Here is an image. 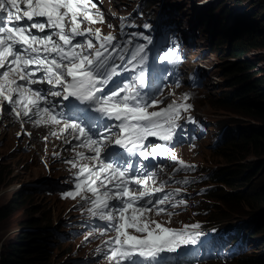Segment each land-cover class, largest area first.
Masks as SVG:
<instances>
[{
  "label": "snow or ice",
  "instance_id": "obj_1",
  "mask_svg": "<svg viewBox=\"0 0 264 264\" xmlns=\"http://www.w3.org/2000/svg\"><path fill=\"white\" fill-rule=\"evenodd\" d=\"M103 22L94 0H0V115L8 111L21 122L22 132L24 123L58 127L91 153L71 149L75 156L67 162L78 171L63 195L80 196L90 204V215L107 221L115 232L105 241L109 264H182V249L200 242V225L175 229L153 220V212L160 215L186 201L175 199L180 189L157 197L167 181L152 187L157 173L134 165L131 157H163L179 165L174 171L193 169L173 147L183 135L181 115L193 105L184 94L182 102L155 110L166 86L159 81L167 76H149L151 37L133 32L116 41L91 26ZM137 37L146 43H134ZM156 59L175 62L179 57L169 49ZM175 83L178 87V78ZM188 120L195 123L191 116ZM149 137L162 143L148 142Z\"/></svg>",
  "mask_w": 264,
  "mask_h": 264
},
{
  "label": "rangeland",
  "instance_id": "obj_2",
  "mask_svg": "<svg viewBox=\"0 0 264 264\" xmlns=\"http://www.w3.org/2000/svg\"><path fill=\"white\" fill-rule=\"evenodd\" d=\"M200 1L144 0L143 5L153 20L172 19L176 22L177 30L187 44L185 49L189 53L191 67H198L199 71L206 74L203 76L204 87L195 96V104L199 117L208 123L210 134L196 143L198 148L195 150L198 153L190 151L187 146H184L183 153L197 158L204 164L205 170L207 167L214 168L216 175L225 169L236 171L235 180H228L231 182L210 180L213 182L210 191L214 192V196L209 199L205 196L209 211L217 212L219 217L222 215L232 221H248L252 216L256 217L248 224L255 222L254 231L249 233L250 236L253 233L255 235L250 237L245 252L238 257L241 258L249 253L251 244H254V253L264 252V139H260L256 147L247 139L243 140L242 136L243 132L255 134L257 130L264 131V109H259L255 104L244 109L227 104L237 103L235 99L240 97L234 94L237 89L247 86L246 83L255 77H264V47H251L243 57L234 58L228 46L236 43L240 26L236 28L234 21L237 13H243L244 10L250 16L257 9L245 22L247 25L257 22L260 40L264 38V0H211V4L207 0L205 2L208 4L199 6ZM226 6L227 9L222 12ZM206 11L212 12L214 18L206 16ZM217 29L218 36L224 41L222 44L214 43ZM202 58L205 62L200 60ZM201 65L212 66L213 70L209 72ZM249 65L253 67L247 68ZM208 77L210 81L206 83ZM10 132L11 138L8 139ZM219 137L221 139L210 146ZM13 143L9 126H0V164L3 163L5 168L3 179L0 180V209L14 200L13 192L17 184L29 188L31 193L15 205L8 215L7 212H0V253L15 251L12 245L21 239L20 233L27 230L22 227H27L31 220H35L38 221V228L46 226L48 230H53L50 227L55 226L58 233L54 234L53 241L46 245L41 256L25 252L21 257L24 258L23 264H76L75 256L79 257L82 253L77 244L80 233L72 231L70 219L73 215L66 208L70 206L69 201L60 200L54 189L65 180L63 170L55 161L48 169L42 165L38 155L20 149L12 150ZM40 143L42 152L44 144ZM179 150L183 151L181 147ZM51 181L56 182H53L55 186H47ZM59 235L64 237L59 238ZM237 261L232 259L211 264H238ZM95 264H99L97 260Z\"/></svg>",
  "mask_w": 264,
  "mask_h": 264
},
{
  "label": "trees",
  "instance_id": "obj_3",
  "mask_svg": "<svg viewBox=\"0 0 264 264\" xmlns=\"http://www.w3.org/2000/svg\"><path fill=\"white\" fill-rule=\"evenodd\" d=\"M226 9H227V6L222 12H224ZM209 11L211 10L209 9ZM245 11L246 10H244L243 12L245 13V16L243 13H237L236 15L234 26L236 25V28L240 26L238 30V34H237L238 38L235 44L233 43L228 46V50L231 52L230 54L234 58L243 57L251 47H264V38L260 40L261 38L259 37L261 33H260L259 26H257L258 23L254 21L252 22L251 25H247V23L245 22V19L247 17L252 16L255 13V11L253 10V12L250 13V16H248V11L247 12ZM222 12H219V14ZM205 15L209 16L210 19L214 18V14L212 12L207 13L206 11ZM241 15L244 17H242ZM218 32L219 31L217 29L216 40L214 39V43L216 41L217 43L222 44L224 41L222 38L218 36ZM252 67H253L252 65H249L247 68H252ZM246 79L247 78H245V80ZM246 85L247 86L239 88V90L237 89L238 94H237V90L234 92V94L240 95L239 98L237 97L235 99L237 100V103L227 104V105L244 109L250 104H255L256 106H258L259 109L263 110L264 109V77H261V78L255 77L253 80L247 82ZM250 97H253L257 101H255L254 99ZM242 136H243V140L247 139L248 142L254 143L255 146L257 147V145L259 144L258 142H261L260 139H264V131L257 130L255 131V134H252L250 132H243ZM3 168H4V165L3 163H1L0 164V180L3 179V176H4L5 168L4 169ZM230 174H234V175H230ZM236 174H237L236 171H234L233 169L232 170L225 169V170L219 171L217 175L210 172V177H211V180H214L216 182H231L228 180H235ZM262 188H263V195H262L263 197L264 196V184ZM211 191L208 193L209 195H207V197L214 196V193H212ZM30 193L31 191L29 188L23 187L18 193L14 195L15 199L11 201L10 204L4 205L3 208L0 209L1 210L0 212L2 211L7 212V215H8L9 211H11V209L13 210L14 206L17 205L20 201H23L25 197ZM205 205L208 206V203L205 202ZM8 207L10 208L8 209ZM208 215H209L208 218L210 220H215V221L217 220L216 222L219 221L218 223L220 224L231 222V220H229L227 217L224 218L222 215L219 217L217 212L212 213L209 211ZM32 219H36V218H32ZM253 219H254V216L251 217L250 221ZM1 220H2V217L0 213V221ZM30 223L31 224L27 225V227H29L28 231L21 233L20 235L21 239H19V241H17L15 244L12 245L14 246L15 251L13 252L3 251L4 253L3 252L0 253V264H23L22 261L24 258H21V257L23 254H25V252L29 254H35L34 256H41L42 255L41 252L45 250L46 245L53 241V238H54L53 230H48L46 226L38 228L39 226L37 225L38 221H35V220H31ZM13 254H15V256ZM237 262L238 264H263L264 254L262 252H259V253L255 252L253 254L242 257Z\"/></svg>",
  "mask_w": 264,
  "mask_h": 264
},
{
  "label": "bare ground",
  "instance_id": "obj_4",
  "mask_svg": "<svg viewBox=\"0 0 264 264\" xmlns=\"http://www.w3.org/2000/svg\"><path fill=\"white\" fill-rule=\"evenodd\" d=\"M198 3V2H197ZM211 4V3H210ZM202 17V16H201ZM196 19H197V16H196ZM172 20V19H171ZM201 20V19H200ZM215 22V21H214ZM211 34H213V33H211ZM148 36H150L151 37V39H152V42H153V37L151 36V35H148ZM204 61V60H203ZM204 75H206L205 73H204ZM207 81H210L209 80V77L206 79V83H207ZM208 135V134H207ZM228 187V186H227ZM223 189V188H222ZM227 193V192H226ZM207 195H209V194H207ZM170 212V207H166V212L165 213H161V215H160V218H159V222L161 223V224H163L164 223V221H165V219H166V217H167V213H169ZM209 216V215H208ZM254 218H256V217H254ZM217 221V220H216ZM219 222V221H218ZM262 236V235H261ZM259 237V236H258Z\"/></svg>",
  "mask_w": 264,
  "mask_h": 264
}]
</instances>
